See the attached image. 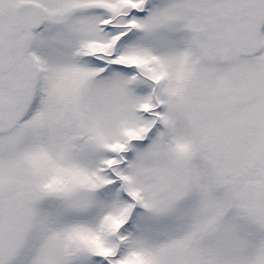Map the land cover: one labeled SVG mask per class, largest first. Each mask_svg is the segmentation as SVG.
Masks as SVG:
<instances>
[{"label":"snow or ice","instance_id":"1","mask_svg":"<svg viewBox=\"0 0 264 264\" xmlns=\"http://www.w3.org/2000/svg\"><path fill=\"white\" fill-rule=\"evenodd\" d=\"M0 264H264V0H0Z\"/></svg>","mask_w":264,"mask_h":264}]
</instances>
